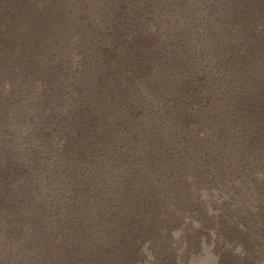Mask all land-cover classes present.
I'll use <instances>...</instances> for the list:
<instances>
[{
  "label": "rangeland",
  "instance_id": "374dc122",
  "mask_svg": "<svg viewBox=\"0 0 264 264\" xmlns=\"http://www.w3.org/2000/svg\"><path fill=\"white\" fill-rule=\"evenodd\" d=\"M152 2L156 10L163 5ZM138 3L0 0V188L9 194L0 215L2 246L8 248L11 237L20 245L29 235L45 236L51 218L79 215L84 223L100 221L91 257L114 234L135 244L129 264H264L261 124L251 125L253 117L241 124L236 109L221 114L233 105L227 68L218 70L224 78L218 83L190 65L158 64L154 42L163 50L182 48L176 25L182 16L178 9L152 21ZM205 3L194 0L193 6L200 12ZM193 23L197 35L204 31L222 51L214 26ZM163 27L172 29L170 39ZM139 40L146 50L137 48ZM177 57L184 59L181 52ZM208 84L210 98L197 92ZM257 101L253 108L260 107ZM123 122L131 127L127 133ZM98 134L102 158L90 153ZM63 143L72 158L61 164ZM85 144L88 150L81 149ZM89 154L108 169L105 179L91 171ZM82 162L86 167L77 168ZM110 220L117 224L113 233Z\"/></svg>",
  "mask_w": 264,
  "mask_h": 264
},
{
  "label": "trees",
  "instance_id": "16d2710c",
  "mask_svg": "<svg viewBox=\"0 0 264 264\" xmlns=\"http://www.w3.org/2000/svg\"><path fill=\"white\" fill-rule=\"evenodd\" d=\"M137 1H140L141 3H138L136 8L142 4L138 7V10L141 11L143 8L148 7L147 17L152 21L156 19L157 14L162 12L167 13L168 11H175L178 9V13L182 16V23L176 22V25L180 24V27L177 28V30H179L180 33L182 48H180L179 51L178 49H172L171 47H167L163 50V46L154 42L151 53L156 56L155 60L157 63L159 64L163 61L167 63L168 68H170V65H177V63L181 66L190 65V67H194V69L196 68V71L202 70V72H205L203 74L205 81H208L211 77L212 80L216 78L215 80L218 83L224 80L223 75L217 74L218 70L227 68L228 73L232 72L231 74L227 73V81L232 83L231 89L234 88V94L230 98V102L233 105L229 108L223 109L224 112H221V114L223 113L224 117H228L226 112L232 108L231 113H235L236 109V114L239 111L241 124H249L251 117H253L251 121L253 124L251 125H254V123L257 122L258 124H261V132L264 134V123L260 117L261 108L264 109V65L263 58H261L263 51L262 47L264 46V16H262V13L264 12V0H218L217 2L215 0H203L206 3L204 7H201L200 12L196 11L198 6H193L194 0H158L163 4L159 5V10H156L157 5L154 7L152 6V0ZM174 3H180L181 6L176 4L179 6L174 7ZM127 4L129 3H123L122 6H126ZM191 6H193V10ZM124 8L122 7V9ZM180 9H183L184 11H181ZM132 10L133 8L128 10L125 15ZM154 13H156L155 16L153 15ZM187 14H191L189 24H187L186 20ZM192 20H198L200 28L204 25L214 26V39L216 40L220 37L221 44L224 45L222 46V51L221 47H215L211 44V37L203 30H201L203 31L202 36L196 34L197 32L194 27H196L197 23L191 24ZM258 22L259 24H262L259 29L257 28ZM248 29L251 30L250 35L246 34ZM160 32H164V27L163 31ZM163 34L166 38L170 39L172 37V29L167 28V31ZM130 41L132 42L133 40ZM138 43H140V47L137 48H143L146 50V44H143L140 40ZM251 45H254L255 48ZM179 52H181V55L184 57L181 63L177 59ZM140 54L147 55V52L139 53V55ZM218 55H220L221 58H217ZM223 71L226 72V70ZM243 71H245L244 75ZM112 80L113 78L110 79V81ZM197 92L203 93L202 96H206L207 98H210L214 93L210 84L197 89ZM190 96L191 94L187 97ZM256 98L258 99L257 103H261V108H253L251 106L255 103L251 101ZM195 107L199 111L203 108V104L199 103ZM245 107H247V111ZM208 111L210 112L209 109ZM206 113L207 112L204 111V109L200 111V115H205ZM77 116L79 115H74L73 117ZM216 116L218 117V114H216ZM237 125L240 124L238 123ZM114 128L115 124L112 128L107 130L105 128L109 137H112V131ZM130 128L129 123H122L121 130L125 133L129 132ZM95 130L98 131L97 126ZM196 130H198V128L195 129V131ZM235 131L240 130L236 128ZM197 132L198 131H196V133ZM240 134H244V132L240 131ZM174 136L178 137L179 135L175 133ZM99 137L100 134L96 135L94 138V145L90 148V153H94L97 158H102V148H100L98 144ZM24 138L27 139L25 135ZM192 144V142L187 143V147H190ZM84 147L87 148V144H85V146L82 145L81 149L84 150ZM88 149L89 148H87V150ZM61 153H63V157H58L59 163L60 161L62 162L61 164L64 163L66 157L72 158L70 155V146L65 143H63V151ZM89 156L92 158L90 154ZM94 162L95 164H93ZM101 165L105 166L106 164ZM90 166L91 171L98 170L100 176H103L108 170L107 168L102 169L99 161L93 158L90 160ZM79 167L80 169H83L86 167V164L82 162L77 168ZM226 167L229 168L228 166ZM19 168L20 165H17L14 171L17 172ZM169 169L170 167L168 170ZM107 175H104L102 178L105 179ZM9 177H11V173L5 175V183H7ZM59 177L60 175H58V178ZM3 190L4 189L1 190L0 188V215H3L8 208V204L4 199L7 198L9 194ZM60 216L61 215H58V217ZM140 216L141 215H139V218ZM143 216H146L150 220L159 219L157 215ZM76 217L73 218L72 216H69L63 221H59L57 217L54 219L51 218L49 219L50 226L48 227L50 230L45 233V236L37 237L36 235H29L28 239L20 245L15 242L16 237H11L8 239L10 244L8 248L2 246L4 243L3 235L5 233V230L3 229V232L0 233V264H129L131 259L134 260V248L132 245L135 244H133L132 239L125 236L117 238L114 234L110 235L114 240L108 236L104 248L101 250L100 246H98L95 249L96 252L94 250L93 256L91 257L89 255L88 247L91 246L90 242L95 243L96 241H94V239L98 238L96 233L93 232L100 230L98 229L100 221H96L97 224L92 223L90 220L84 223L79 215ZM92 219L95 221L94 216L91 220ZM145 219L146 218H144V220ZM114 220H110L111 233L117 229V224L115 225ZM58 221L64 223L60 226V224L58 225ZM39 222H42V220ZM56 225L58 226L56 227ZM87 231L93 234L89 235ZM98 235L101 237L102 233ZM48 237L54 239L52 243H50ZM89 237H91L90 240H88ZM56 241L59 243L57 242L55 245Z\"/></svg>",
  "mask_w": 264,
  "mask_h": 264
}]
</instances>
